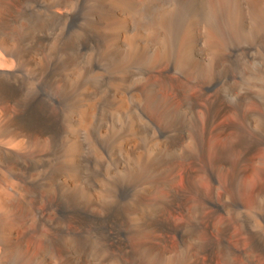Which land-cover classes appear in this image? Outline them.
Here are the masks:
<instances>
[{"label":"bare ground","instance_id":"obj_1","mask_svg":"<svg viewBox=\"0 0 264 264\" xmlns=\"http://www.w3.org/2000/svg\"><path fill=\"white\" fill-rule=\"evenodd\" d=\"M0 264H264V0H0Z\"/></svg>","mask_w":264,"mask_h":264}]
</instances>
